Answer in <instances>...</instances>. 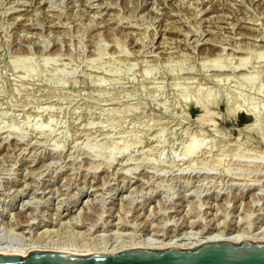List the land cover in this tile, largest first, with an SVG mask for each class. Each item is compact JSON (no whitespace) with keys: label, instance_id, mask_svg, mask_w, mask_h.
<instances>
[{"label":"rangeland","instance_id":"rangeland-1","mask_svg":"<svg viewBox=\"0 0 264 264\" xmlns=\"http://www.w3.org/2000/svg\"><path fill=\"white\" fill-rule=\"evenodd\" d=\"M209 231L264 232V0H0V244Z\"/></svg>","mask_w":264,"mask_h":264},{"label":"water","instance_id":"water-1","mask_svg":"<svg viewBox=\"0 0 264 264\" xmlns=\"http://www.w3.org/2000/svg\"><path fill=\"white\" fill-rule=\"evenodd\" d=\"M0 264H264V241L245 240L238 244L221 241L192 249L132 248L115 254L32 250L25 257L0 254Z\"/></svg>","mask_w":264,"mask_h":264},{"label":"bare ground","instance_id":"bare-ground-1","mask_svg":"<svg viewBox=\"0 0 264 264\" xmlns=\"http://www.w3.org/2000/svg\"><path fill=\"white\" fill-rule=\"evenodd\" d=\"M190 168V167H189ZM28 184V183H27ZM213 220V219H212ZM22 226H19L21 228ZM222 230V229H221ZM262 230V229H261ZM13 232V231H12ZM193 237V235H192ZM195 237V236H194ZM183 239V238H182ZM173 240L172 238L168 239V241L161 240L155 241L152 239L142 240L140 242H134L129 244L116 245L112 247L102 246L98 248L90 247V248H76V247H67V246H55V245H47V244H26V245H18L15 246H4L0 244V254L3 255H19L21 257H25L28 252L32 250L38 251H54V252H65L75 255H89L92 253L98 254H115L125 250H129L132 248H144L150 250H164L166 248H179V249H192L194 247L200 246L205 243L212 242H231L233 244H238L242 241L248 240L251 242H263L264 241V232L262 231L257 233H249L247 231H225V232H213L209 231L205 234L199 236L196 240L193 241H185L183 239ZM41 240V239H40ZM122 243V242H121ZM22 244V243H21ZM14 245V244H12ZM109 246V245H108ZM111 246V245H110ZM87 247V246H86Z\"/></svg>","mask_w":264,"mask_h":264}]
</instances>
